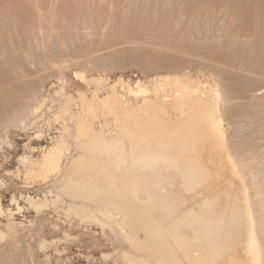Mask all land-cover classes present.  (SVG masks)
<instances>
[{"label": "rangeland", "instance_id": "1", "mask_svg": "<svg viewBox=\"0 0 264 264\" xmlns=\"http://www.w3.org/2000/svg\"><path fill=\"white\" fill-rule=\"evenodd\" d=\"M263 13L264 0H0V199L11 209L0 215V264H252L248 216L264 217ZM178 74L210 95L222 118L223 140L205 129L192 134L201 158L213 156L204 174L179 170L165 152L149 156L151 127L132 130L131 113L90 97L116 83L132 100L127 87L137 81L149 97L156 78ZM166 85L169 94L174 86ZM161 111L135 122L163 126ZM74 115L85 116L81 129ZM122 122L131 124L130 135L117 133ZM98 126L108 140H97ZM61 138L68 160L81 142L89 143L88 158L57 174L29 171L30 159ZM24 195L38 199L36 208ZM13 197L22 206L17 213Z\"/></svg>", "mask_w": 264, "mask_h": 264}, {"label": "bare ground", "instance_id": "2", "mask_svg": "<svg viewBox=\"0 0 264 264\" xmlns=\"http://www.w3.org/2000/svg\"><path fill=\"white\" fill-rule=\"evenodd\" d=\"M168 1V0H166ZM149 3V2H148ZM147 4V3H146ZM156 4V3H155ZM166 5V4H165ZM156 12L157 11H154L155 15H156ZM220 12V11H219ZM264 14V13H263ZM235 19V18H234ZM240 20V19H239ZM237 22V21H235ZM258 24V23H257ZM34 26V25H33ZM8 27V26H7ZM106 27V26H105ZM231 29V28H230ZM55 30V29H54ZM236 30V29H235ZM238 30V29H237ZM236 30V31H237ZM30 34V33H29ZM53 35V34H52ZM35 36V35H33ZM41 36V35H40ZM87 36V35H86ZM47 37V36H46ZM59 37V36H58ZM243 38V37H242ZM35 39V38H34ZM38 39V38H36ZM56 40V39H55ZM58 40V39H57ZM31 41V40H30ZM42 41V39L40 40V42ZM52 41V40H51ZM64 41V40H62ZM77 41V40H76ZM7 42V41H5ZM35 42V40L33 41ZM37 42V41H36ZM45 43V42H44ZM41 44V43H40ZM61 44V43H60ZM63 44V43H62ZM61 44V45H62ZM44 45V44H43ZM52 45V44H51ZM36 47V46H34ZM65 48H67L66 46H64ZM72 47V45H71ZM1 48V47H0ZM9 48V47H8ZM7 48V49H8ZM17 48V47H16ZM42 48V47H41ZM51 48V47H50ZM3 49V47H2ZM6 48H4L5 50ZM37 49V48H36ZM35 49V50H36ZM52 49V48H51ZM54 49V48H53ZM61 49V48H59ZM68 49V48H67ZM56 50V49H55ZM2 51V50H1ZM26 51V50H24ZM23 53V52H22ZM5 55V54H4ZM7 55V54H6ZM12 56V55H11ZM5 57V56H4ZM21 59V58H20ZM26 60V59H25ZM57 60V59H56ZM68 60V59H67ZM75 60V59H74ZM96 60V59H95ZM104 60V59H103ZM18 61V60H17ZM20 61V60H19ZM64 61V60H63ZM72 61V59L70 60ZM69 61V62H70ZM89 61V60H88ZM97 61V60H96ZM11 62V61H9ZM81 62V61H80ZM93 62V61H92ZM105 62V61H104ZM57 63V62H56ZM60 63V62H59ZM67 63V62H66ZM95 62H93L94 64ZM107 63V62H106ZM22 64V63H21ZM24 64V63H23ZM64 64V63H63ZM85 64V63H84ZM82 64V65H84ZM97 64V63H96ZM142 64V63H141ZM235 64V63H234ZM32 65V64H29V66ZM51 65V64H50ZM55 65V64H54ZM62 65V64H61ZM59 65V66H61ZM98 65V64H97ZM187 64H184L182 67L185 68ZM189 67H190V63L188 64ZM236 65V64H235ZM20 66V64H19ZM33 66V65H32ZM56 66V65H55ZM58 66V65H57ZM81 66V65H80ZM90 66V65H89ZM243 66V65H242ZM25 67V66H24ZM64 67V65H63ZM92 67V66H91ZM94 67V66H93ZM97 67V66H96ZM101 67V66H99ZM188 67V66H187ZM188 67V68H189ZM212 67V66H211ZM13 68V67H12ZM62 68V66H61ZM102 68V67H101ZM99 68V69H101ZM107 68V67H106ZM111 68V67H110ZM209 68V67H208ZM32 69V68H31ZM96 69V68H95ZM104 69V68H102ZM101 69V70H102ZM187 69V68H186ZM206 69V67H205ZM212 69V68H211ZM210 69V70H211ZM235 69V68H234ZM42 70V69H41ZM197 70V69H196ZM216 70V69H214ZM241 71V70H240ZM101 72V71H100ZM58 73V72H57ZM90 73V72H89ZM196 73V72H195ZM225 73V72H224ZM238 73V72H237ZM248 73V72H247ZM60 74V73H59ZM77 74V73H76ZM87 74V73H86ZM197 74V73H196ZM210 74V73H209ZM79 75L80 77V80H84L86 79L85 75H83L82 73H79L77 74ZM185 75V74H184ZM182 74H178V75H175V76H172V77H167V76H164V77H161V78H156L154 83H152V85L154 84V88L152 90V94L147 97V89L146 87H142L138 84V81L135 83L136 86L133 88V87H130L128 86L127 87V94L130 95V96H133L134 99L132 100H129V101H126L123 97L122 94H120L117 90V87L116 86V83H113V84H110L108 86V89H107V93L103 96V97H99L95 92H93L92 96V99L97 101L98 104L101 103V101H103V99L107 100L105 101L108 102L109 104V107L117 113L121 112L122 113H131L130 115H133V121H134V124L131 123L129 124V122H122L123 124L120 126L121 128L118 129V134L119 131L126 134V132H128L129 134V126L128 125H131V127L135 126V127H138L136 130L140 132L146 128V127H151V129H145V131L147 132L146 134L149 133V131L151 130L152 133L150 132L151 137L148 138V140L146 139L144 141V149L145 150H148L150 151V155H153L152 153L156 152V153H159L161 155H163L162 153L165 152V156L166 157H169V158H172L171 159V163L174 164V165H178L179 166V170H182V171H185L187 174L189 173V175H193L195 173H200V174H204L206 170L210 169L209 168V163L211 161V158L213 157H209L206 155L205 158H201V153L199 154L198 153V148L199 147H196V143L198 142V138L195 139L193 136L195 135L194 133H196L195 131H199L202 129L203 132L204 129L206 130V132H209V133H213L215 135H217L218 137H220L222 140H223V137H224V130L222 128V125H221V120L222 118H220V115L218 114V109L216 107H213L212 106V102L210 101V98L208 94H206L204 91H201V90H196L194 89V87H191L189 86V83L190 81L188 80L189 78H187L186 76H184ZM226 75V74H225ZM244 75V74H243ZM252 75V74H251ZM35 76V75H34ZM49 76V75H48ZM55 76V75H54ZM36 77V76H35ZM58 77V76H57ZM190 77V76H189ZM19 78V77H18ZM47 78V77H46ZM48 78H51V77H48ZM21 79V78H20ZM44 79V78H43ZM65 79V78H64ZM251 79V77H250ZM87 80V79H86ZM97 80V79H95ZM103 80V79H102ZM100 80V82L102 81ZM154 80V79H153ZM92 81V80H91ZM90 81V82H91ZM94 81V80H93ZM98 81L97 80V84H98ZM104 81V80H103ZM108 81V80H107ZM118 81V80H117ZM23 82V81H22ZM84 82V81H83ZM207 82V80H206ZM94 83V82H93ZM120 83V82H119ZM140 83V82H139ZM237 83V81H236ZM249 83V82H248ZM60 84V83H59ZM167 84V85H166ZM200 84V83H199ZM204 84V83H203ZM238 84V83H237ZM250 84V83H249ZM257 84V83H256ZM66 85V84H65ZM101 83L98 84V86H100ZM118 85V84H117ZM120 85H122V83H120ZM163 85L165 86H168V85H171V86H174V87H171L170 88V93L169 94H164L162 93V87ZM26 86V85H25ZM201 86V85H200ZM235 86V85H233ZM67 87V86H66ZM170 87V86H169ZM228 87V86H226ZM10 88V87H9ZM84 88V87H83ZM11 89V88H10ZM69 89V88H68ZM76 89V88H75ZM123 89V87L121 88ZM204 89V88H203ZM221 89V88H220ZM124 90V89H123ZM208 90V89H207ZM210 90V88H209ZM215 90V89H213ZM229 90V89H228ZM26 92V90H23ZM29 91V90H28ZM49 91V90H48ZM93 91V90H92ZM91 91V92H92ZM169 91V90H168ZM215 91H218V90H215ZM220 91V90H219ZM218 91V92H219ZM10 92V91H9ZM15 92V91H14ZM17 92V91H16ZM260 92V91H259ZM8 93V92H7ZM18 93V92H17ZM66 93V92H65ZM80 93V91H79ZM168 93V92H167ZM226 93V92H225ZM249 93V91H248ZM257 93V91H256ZM16 94V93H15ZM14 94V95H15ZM60 94V93H59ZM82 94V93H81ZM212 94V93H211ZM214 94V93H213ZM19 95V94H18ZM63 95V94H62ZM84 94H82L83 96ZM6 96V95H5ZM138 96H140L141 98H137ZM251 96V95H250ZM8 97V96H7ZM67 97V96H66ZM264 97V96H263ZM26 98V97H25ZM24 98V100H25ZM42 98V97H41ZM60 98V97H59ZM220 98V97H219ZM254 98V97H253ZM262 98V97H261ZM260 98V99H261ZM3 99V98H2ZM20 99V97H19ZM83 99H85V97H83ZM91 99V98H90ZM227 99V98H226ZM4 100V99H3ZM22 100V99H21ZM48 100V99H47ZM56 100V99H55ZM66 100V99H65ZM254 100V99H253ZM262 100V99H261ZM35 101V100H34ZM62 101V100H61ZM68 101V100H67ZM86 101V100H85ZM83 101V103L85 102ZM91 101V100H90ZM213 101V100H212ZM255 101V100H254ZM259 101V100H258ZM21 102V101H20ZM30 102V101H29ZM33 102V101H32ZM36 102V101H35ZM39 102V101H38ZM51 102V101H50ZM63 102V101H62ZM66 102V101H65ZM76 102V101H74ZM94 102V101H93ZM96 102V104H97ZM251 102V101H250ZM3 103V101H2ZM68 103V102H67ZM88 103V102H87ZM103 103V102H102ZM101 103V104H102ZM219 103V102H218ZM25 104V103H24ZM28 104V103H27ZM38 104V103H37ZM52 104V103H51ZM54 104V102H53ZM71 104V103H70ZM92 104V103H90ZM217 104V103H216ZM263 104V103H262ZM16 105V103H15ZM84 105V104H83ZM104 105V104H103ZM256 105V104H255ZM34 106V105H33ZM102 106V105H101ZM214 106H215V103H214ZM228 106V105H227ZM35 107V106H34ZM229 107V106H228ZM1 108V107H0ZM12 108V107H11ZM17 108V107H16ZM48 108V107H46ZM89 108V107H88ZM153 108H160L162 111H161V115H162V120H163V126H160V125H151L149 124L148 122H145L144 124H138L137 121L135 122V120L139 119V117H141L142 115H146L148 113L149 110L153 109ZM254 108V107H253ZM69 109V108H68ZM101 109V108H100ZM245 109V108H244ZM9 110V109H8ZM23 110V109H22ZM50 110V109H49ZM90 110V109H89ZM93 110V109H92ZM57 111V110H56ZM87 111V110H85ZM110 111V110H109ZM24 112V111H23ZM63 112V111H62ZM246 112V110H245ZM30 113V112H29ZM47 113V112H46ZM52 113V112H51ZM116 113V114H117ZM23 114V113H22ZM87 114H89L87 112ZM245 114V113H244ZM248 114V113H247ZM26 115V114H25ZM28 115V114H27ZM38 115V114H37ZM46 115V114H45ZM56 115V114H55ZM86 115V114H85ZM91 115V114H90ZM89 115V117H90ZM109 115H110V112H109ZM23 118H24V115H21ZM40 116V115H39ZM84 116V115H83ZM114 116V115H113ZM123 117H126L124 115H122ZM142 116V117H143ZM16 117V116H15ZM41 117V116H40ZM92 117V116H91ZM95 117V116H94ZM112 117V116H111ZM136 117V118H135ZM20 118V117H19ZM44 118V117H43ZM42 118V119H43ZM72 119V122H73V125L75 127V129L77 128H82L84 126V119H85V116L82 117V115H74V116H71L70 117ZM84 118V119H83ZM87 118V117H86ZM97 118V117H96ZM95 118V119H96ZM128 118V117H127ZM132 118V116H131ZM135 118V119H134ZM145 118V117H143ZM4 119V118H2ZM33 119V118H32ZM37 119V118H36ZM100 119V118H99ZM130 119V118H129ZM11 120V119H10ZM22 120V119H21ZM28 120V119H27ZM51 120V119H50ZM67 120V119H66ZM88 120V119H86ZM145 121H147V119L145 118L144 119ZM33 121V120H32ZM69 121V120H68ZM21 122V121H19ZM24 122V121H23ZM39 122V121H38ZM44 122V121H43ZM11 123V122H10ZM26 123V122H25ZM175 123L179 124L180 125V130H177L174 132V130H176L177 128H173V125H175ZM17 124H19L17 122ZM66 124V123H65ZM100 124V125H99ZM99 126L102 125V123L99 122ZM177 124V126H178ZM11 125V124H10ZM14 124H12L13 126ZM142 125L144 126V129L142 127ZM24 126V124H23ZM32 126V125H31ZM98 126V127H99ZM104 126V125H102ZM101 126V127H102ZM166 126H172V131H171V128L170 131L167 130L168 127ZM27 127V126H26ZM35 127V125H34ZM53 127V126H52ZM73 127V126H72ZM91 127V125H90ZM94 127V126H93ZM101 127H99L98 131H94V133H97L98 132V141L101 140V136H102V132H101ZM105 127V126H104ZM103 127V128H104ZM135 127L134 129L132 130H135ZM102 128V129H103ZM106 128V127H105ZM108 128V127H107ZM228 128V127H227ZM44 129V128H43ZM64 130L67 129V126H65L63 128ZM92 129V128H91ZM95 129V128H93ZM92 129V130H93ZM143 129V130H142ZM153 129V130H152ZM2 130V129H1ZM20 130V128H19ZM40 130V129H39ZM83 130V129H82ZM135 130V131H136ZM26 131V130H25ZM69 131V129H68ZM71 131V130H70ZM80 131V130H78ZM145 131L144 133L142 134H145ZM180 131V132H179ZM54 132V131H53ZM103 132H106V131H103ZM111 132V131H110ZM109 132V133H110ZM114 132V131H113ZM203 132H200V133H203ZM92 133V134H94ZM116 133V135H117ZM232 133V132H231ZM5 134V133H4ZM111 134V133H110ZM109 134V136H110ZM124 134V135H125ZM183 134V138L185 139V137H187V141L185 142V140H183V138L180 137V135ZM184 134L188 135V136H185ZM194 134V135H192ZM203 134H207V133H203ZM212 134V135H213ZM60 135V134H59ZM62 135V133H61ZM115 135V133H114ZM112 135L110 137V140L111 141V138H112V141L113 140V136ZM115 135V138L116 140H118L116 137H118V135L116 136ZM130 135V134H129ZM202 135V134H201ZM120 136V135H119ZM128 136V135H127ZM141 137V135H139ZM138 136V137H139ZM197 136V135H195ZM205 136V135H204ZM207 136V135H206ZM62 137V136H61ZM193 137V138H192ZM199 137V136H198ZM209 137V136H208ZM211 137V136H210ZM52 138V137H51ZM64 138V137H63ZM61 138L59 139L58 141H56L53 145L49 146L46 150H44L42 152V154L40 155L39 159H30V169H28L29 171H32L34 170L35 168L39 169L40 170V175L41 174H44V173H48V172H54L55 174L57 173H60L62 170H66V168L73 164L75 161L78 160H82L84 159L85 157H87V155L89 154V151L88 150V144L86 142H81L79 144L76 145V148L77 149V155L76 156H71L72 158L68 160V157H67V153H68V146H67V143L64 141V139ZM68 138V137H67ZM76 138V137H75ZM79 138V137H78ZM77 138V139H78ZM95 138V137H94ZM119 138V137H118ZM122 137H120L121 139ZM131 138V136H130ZM137 139V136L134 137ZM194 140H192V139ZM201 138V137H200ZM207 138V137H206ZM103 139V138H102ZM183 141H182V140ZM190 139L192 140L190 142ZM204 139V138H202ZM208 139V138H207ZM211 139V138H210ZM209 139V140H210ZM213 139V137H212ZM215 139V138H214ZM217 139V138H216ZM52 140V139H51ZM80 140V139H79ZM88 140V139H87ZM86 140V141H87ZM90 140V138H89ZM95 140V139H94ZM106 140H108L106 138ZM105 140V137H104V140L103 141H106ZM115 140V141H116ZM197 140V141H195ZM201 140V139H200ZM1 141V140H0ZM47 141V140H46ZM102 141V140H101ZM102 141V142H103ZM194 141V143H192ZM218 141V140H217ZM233 142V141H232ZM2 143V142H1ZM203 143V142H202ZM216 143V142H215ZM214 143V144H215ZM236 143V142H235ZM99 144V143H98ZM97 144V145H98ZM143 144V142H142ZM204 144V143H203ZM91 145V144H90ZM99 145H103V144H99ZM199 145V143H198ZM197 145V146H198ZM208 145V144H207ZM220 145V144H219ZM27 146V145H26ZM75 146V144L73 145ZM94 145L92 144V147ZM210 146V145H209ZM218 146V145H217ZM91 147V148H92ZM96 147V146H95ZM98 147V146H97ZM101 147V146H100ZM99 147V148H100ZM138 147V145L136 146ZM204 148V145L202 146ZM206 147V146H205ZM212 147V146H211ZM216 147V146H215ZM228 147L227 146V143L226 141L224 140L222 142V145H221V148L224 149L225 151V157L227 156V158L230 160L231 159V162L233 163V166H237V162L232 158L231 154L229 153V150H228ZM220 148V147H219ZM218 148V149H219ZM261 148V147H260ZM38 149V148H37ZM94 152L98 151V149L96 148V151H95V148H93ZM202 149V148H201ZM207 149V148H206ZM39 150V149H38ZM217 150V149H215ZM239 150V149H238ZM237 150V152H238ZM202 151V150H201ZM223 151V153H224ZM32 152V151H31ZM99 152V151H98ZM98 152H96L98 154ZM103 152V151H102ZM147 152V151H146ZM182 154H181V153ZM222 152V151H221ZM222 153V154H223ZM264 153V152H263ZM74 154V153H73ZM100 154V153H99ZM210 154V153H209ZM218 154V152H217ZM220 154V153H219ZM25 155V154H24ZM90 155H93V153H91ZM212 155V154H211ZM214 155V154H213ZM245 155V153H244ZM26 156V155H25ZM95 156H97L95 154ZM219 156V155H218ZM221 156V155H220ZM19 157V156H18ZM90 157V156H89ZM216 157V156H215ZM223 157V158H225ZM25 158V157H24ZM35 158V157H34ZM88 158V157H87ZM220 158V157H219ZM66 161L68 160V162H66V164H63V160ZM99 159V158H98ZM216 159V158H215ZM226 159V158H225ZM242 159V158H241ZM207 160H208V163H207ZM221 160V159H220ZM246 160H249V159H246ZM215 161V160H213ZM223 161V160H222ZM27 162V161H26ZM227 162V160H226ZM248 162V161H247ZM249 162L251 163V160H249ZM218 163V162H217ZM244 164L246 162H243ZM249 163V164H250ZM254 163V162H253ZM240 164V163H239ZM238 164V165H239ZM28 165V164H27ZM212 165V164H210ZM220 165V163H219ZM218 165V167H219ZM73 166V165H72ZM85 166V165H84ZM251 166V165H250ZM99 167V166H98ZM217 167V165H216ZM242 167V166H241ZM240 167V168H241ZM249 167V166H248ZM237 168V167H236ZM243 168V167H242ZM241 168V169H242ZM232 169V168H231ZM27 170V169H26ZM69 170V169H68ZM233 170V169H232ZM240 170V169H239ZM237 171V169H236ZM241 171V170H240ZM257 171V170H256ZM65 172V171H64ZM80 173V172H79ZM240 173V172H239ZM238 173V174H239ZM262 173V172H261ZM234 174V173H233ZM263 174V173H262ZM261 174V175H262ZM54 175V174H53ZM190 175V176H191ZM242 175V174H241ZM257 175V174H256ZM81 177V176H80ZM235 177V176H234ZM233 178V177H232ZM260 178V177H259ZM235 179V178H234ZM81 181V180H80ZM82 182V181H81ZM240 182V181H239ZM242 182V181H241ZM263 183V182H262ZM55 184V183H54ZM242 184V183H241ZM250 184V183H249ZM45 185V184H44ZM31 187V186H29ZM247 187V186H246ZM44 188V187H43ZM211 190V188H210ZM58 191V190H57ZM248 191V190H247ZM49 194V193H48ZM52 194V193H51ZM66 195V194H65ZM244 195V194H243ZM247 195V194H246ZM246 195H244V197H246ZM60 196V195H59ZM23 197V200L31 207L33 208H36V205H37V198L33 197V196H30V195H24L22 196ZM62 197V196H61ZM251 197V196H250ZM11 199V198H10ZM17 198H12V201H11V204L13 205H16L15 206V211L14 213H17L18 211H21L22 209V206L18 204ZM42 199V198H41ZM47 199V198H46ZM65 199V198H64ZM244 199H248V198H244ZM63 200V199H62ZM73 200V199H72ZM79 200V199H78ZM83 200V202H86L84 201V199H81V201ZM245 200V201H246ZM62 202V201H60ZM75 202V201H74ZM73 202V203H74ZM80 202V201H79ZM66 203V202H65ZM82 203V202H81ZM95 203V202H94ZM85 204V203H84ZM65 205V204H64ZM68 205V204H67ZM88 205V204H87ZM91 205V204H90ZM89 205V206H90ZM93 205V204H92ZM252 205V204H251ZM58 206V205H57ZM86 206V205H85ZM59 207V206H58ZM80 208H83L84 209V206L83 205H79ZM88 207V206H87ZM250 207V206H249ZM253 207V206H251ZM260 207V206H259ZM64 208V207H62ZM93 208V207H92ZM238 208V206H237ZM240 208V207H239ZM238 208V210H239ZM87 209V208H86ZM94 209V208H93ZM39 210V209H38ZM53 210V209H52ZM64 210V209H63ZM89 210V209H87ZM237 210V209H235ZM11 211L10 208H6L4 209V207L2 206V203H1V199H0V215H3L4 213L6 214L7 212ZM252 211V210H251ZM250 211V212H251ZM40 211H38L39 213ZM249 212V213H250ZM238 213V212H237ZM248 213V212H247ZM240 214V213H239ZM253 212H251L248 216V220L249 221V226L247 228V242H246V246H247V249L249 250V253L251 255V258H252V264H264V217L262 219V222L261 223H258L256 222V220L253 218L252 216ZM62 215V214H61ZM7 217V216H6ZM68 217V216H67ZM12 219V218H11ZM13 221V220H12ZM9 223V221H8ZM32 223V222H31ZM9 225V224H8ZM12 226V225H11ZM8 227V226H7ZM15 227V226H14ZM13 228V227H11ZM10 228V229H11ZM17 231V230H16ZM15 231V232H16ZM8 235V233H7ZM5 235V236H7ZM246 260H249V259H246ZM248 262V261H247ZM250 264V262H249Z\"/></svg>", "mask_w": 264, "mask_h": 264}]
</instances>
